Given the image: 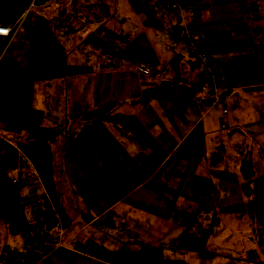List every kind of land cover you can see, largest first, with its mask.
Segmentation results:
<instances>
[{"label":"crops","instance_id":"0c3cea01","mask_svg":"<svg viewBox=\"0 0 264 264\" xmlns=\"http://www.w3.org/2000/svg\"><path fill=\"white\" fill-rule=\"evenodd\" d=\"M147 1L0 0V24L26 11L0 54V139L16 147L37 129L55 134V189L70 219L64 228L18 155L11 176H30L19 188L29 221L40 236H62L40 264H110L74 249L85 239L111 250L157 249L187 264H264V194L242 191L246 176L263 169L264 0H182L200 9L191 28L209 37L207 53L226 78L220 100L203 92V102L153 96L163 79L137 72L142 60L176 63L171 78L184 83L194 68L168 46L167 23ZM109 45L114 65L103 56ZM111 104L106 115L83 119ZM29 236L3 227L0 256ZM251 250L255 261L230 258Z\"/></svg>","mask_w":264,"mask_h":264},{"label":"trees","instance_id":"16d2710c","mask_svg":"<svg viewBox=\"0 0 264 264\" xmlns=\"http://www.w3.org/2000/svg\"><path fill=\"white\" fill-rule=\"evenodd\" d=\"M45 1L46 0H35V3L41 4ZM179 1L182 2V0ZM206 1L209 0H196L195 6L201 7L206 5ZM231 1L243 2L247 0ZM7 41L8 39L3 40L0 43V54ZM175 64L176 63H171L169 65L172 72L176 69ZM172 78L174 79V82L171 86H168L167 82L162 80L156 85V87L150 90V94L156 96L170 95L176 92L178 93L174 85L176 82H180L183 79L179 78L177 75H172ZM112 107L113 104L104 109L86 112L83 115V119L92 120L102 117L106 115ZM54 139L55 134L44 128L37 129L32 135H30L28 142L15 143L16 147L0 139V146L3 150V157L0 162V242L3 227H9V229L15 232L30 235L27 239L40 236L37 234L34 225L29 221L26 208L21 200L20 190L18 187L13 185L12 176L8 173V169L13 165L17 156V149L28 158L50 201L52 202L62 226L66 228L70 225V219L66 214L63 205L59 201L55 189L53 153L50 146ZM258 155L263 162L262 171L256 173L254 172V174L250 176L247 175V181L242 184V191L247 199H254L264 194L263 148L259 149ZM73 247L81 253L110 264H187L184 260L167 258L161 251L147 247L111 250L93 239L75 241Z\"/></svg>","mask_w":264,"mask_h":264},{"label":"built area","instance_id":"2783aa9c","mask_svg":"<svg viewBox=\"0 0 264 264\" xmlns=\"http://www.w3.org/2000/svg\"><path fill=\"white\" fill-rule=\"evenodd\" d=\"M10 4H16L17 0H7ZM157 8L158 14L166 23L168 46L171 49H182L189 58V63L199 70L200 84L198 89L204 92L213 101H219L226 91V78L221 65L212 59L207 53L206 45L209 37L202 32L191 28L192 22L200 21V9L185 6L179 0H150ZM26 11L18 17L13 25L0 24V38H11L17 30ZM106 61L115 64V50L113 46L103 49ZM137 72L141 76L150 78H162L171 86L174 80L171 78V67L166 64H153L142 60L137 64ZM1 153V151H0ZM28 182L27 178L12 177V183L20 188ZM61 234L50 237L35 236L27 239L22 249H5L0 256L2 264H40L51 252L61 248Z\"/></svg>","mask_w":264,"mask_h":264},{"label":"rangeland","instance_id":"374dc122","mask_svg":"<svg viewBox=\"0 0 264 264\" xmlns=\"http://www.w3.org/2000/svg\"><path fill=\"white\" fill-rule=\"evenodd\" d=\"M147 1V0H146ZM191 0H183V3L184 4H189V2H190ZM148 2V1H147ZM193 70H195V72H193ZM187 75H186V77H185V79L186 80H184L185 82L184 83H182V82H180V83H176V85H175V89H177V91L179 90V88H181V87H184L186 84H189V85H191V87H193L194 89H195V95L193 96V97H191V98H189V99H192V100H194V101H197V102H203L205 99H206V97H205V95H204V93L203 92H201L199 89H198V87H197V85H199L200 84V75H199V72H198V70L196 71V68L194 69H190V72L189 71H187V73H186ZM0 151H1V153H0V162H1V160H2V157H3V150L1 149V146H0ZM20 151L17 149L16 150V153H17V156H16V158H15V160H14V163L17 161V158L20 156H22L21 154L22 153H19ZM19 155V156H18ZM13 163V164H14ZM15 165V164H14ZM14 165H12L9 169H8V173L11 175L14 171H13V169H14ZM21 175L22 177H24V178H30V176L29 175H27L26 173H24V172H18L15 176H18V175ZM14 176V177H15ZM44 207H45V204L43 205ZM3 240H7V241H5V242H9V243H12V241H11V239L10 238H7V239H3ZM2 240V241H3ZM246 242H248L249 243V241H248V239H246L245 238V244H246ZM25 244V243H24ZM24 244L23 245H20V247L19 248H22V246H24ZM250 245V244H249ZM244 255H245V257H244ZM259 253L258 252H256V251H253V250H251V251H248L247 253H237V254H234L233 252H231V254H230V258L233 260V261H241V260H244V259H246V261H255V259H257L258 257H259ZM263 261H264V259H263Z\"/></svg>","mask_w":264,"mask_h":264},{"label":"water","instance_id":"95a60500","mask_svg":"<svg viewBox=\"0 0 264 264\" xmlns=\"http://www.w3.org/2000/svg\"><path fill=\"white\" fill-rule=\"evenodd\" d=\"M178 94L181 97L191 98L195 95V89L193 87L184 86L179 88Z\"/></svg>","mask_w":264,"mask_h":264}]
</instances>
